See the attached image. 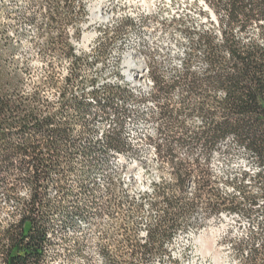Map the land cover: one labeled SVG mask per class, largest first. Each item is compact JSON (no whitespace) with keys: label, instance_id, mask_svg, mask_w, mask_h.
Segmentation results:
<instances>
[{"label":"trees","instance_id":"obj_1","mask_svg":"<svg viewBox=\"0 0 264 264\" xmlns=\"http://www.w3.org/2000/svg\"><path fill=\"white\" fill-rule=\"evenodd\" d=\"M30 2L44 12L39 17L35 12L22 15L18 22L42 20L33 39L43 61L39 68L18 57L17 31L10 32L6 24H0V190L7 199L14 197L11 191L20 186L29 190L25 197L17 198L18 207L6 221L0 222V264H49L45 257L57 221L67 224L76 216L88 218L89 213L106 215L118 236L97 243L102 264L164 261L169 257L166 244L182 231L177 221L194 210L193 201L183 195L185 177L193 170L173 161L177 150L190 149L185 136L191 137L194 148H202L204 155L230 140L245 151L255 167L239 170L221 188L215 184L213 190H229L230 186V190H242L238 191L242 195L240 202L233 194L218 199L213 215L223 212L219 207L226 204L234 209L242 202L254 205L257 198L243 190H259L264 203V0H203L214 17L212 26L195 33V43L181 71L174 72L178 79L167 89L182 87L184 111L201 118L205 125L200 131L175 130L168 125L158 130L164 139L156 146L157 156L161 162L173 164L176 183L172 187L159 185L155 195L160 201L153 207L160 215L146 226L142 237L137 234L135 218L149 198L146 192L132 195L127 190H104L100 196L81 190L87 207L77 204L70 211L50 200L47 190L57 189L66 201L71 195L66 178L95 167L92 156L101 150L86 137L92 132L88 122L96 116L94 108L105 120L123 111L114 108L111 101L99 102V88L92 87L91 102L85 97L83 78L89 66L76 54L65 31V26L73 25V38L79 40L84 7L74 15L69 13L74 0ZM197 54L203 68L193 67ZM53 89L58 92L57 105L50 100ZM179 113L166 109L159 116L171 122ZM113 135L105 136L104 150L119 153L124 144ZM196 184L197 190L209 187L203 179ZM86 247L84 240L73 241L69 259L82 256ZM85 261L93 264L90 257Z\"/></svg>","mask_w":264,"mask_h":264},{"label":"rangeland","instance_id":"obj_2","mask_svg":"<svg viewBox=\"0 0 264 264\" xmlns=\"http://www.w3.org/2000/svg\"><path fill=\"white\" fill-rule=\"evenodd\" d=\"M33 5L30 0H0V24H6L10 32L17 31L18 57L37 69L43 61L33 39L42 20L38 19L35 24L18 22L22 15L35 12L39 17L44 12ZM82 6L85 18L79 26V40L73 38L76 30L73 25L65 26V31L72 38L76 54L82 55L89 66L83 78L85 97L91 102L92 87L99 88V102L111 101L123 113L105 120L98 108H94L96 116L88 122L92 132L86 137L101 150L92 156L95 167L84 168L66 178V190L71 191L66 201L61 199L60 190L47 192L50 200L66 211L77 204L87 207V198L81 190L95 191L100 196L104 190H127L132 195L146 192L149 198L135 218L137 234L142 237L146 226L160 215L153 207L160 201L155 195L159 185L172 187L176 183L173 164L161 162L157 156L156 146L164 139L158 130L168 125L175 130L200 131L205 125L201 118L184 111L181 101L186 94L182 87L171 90L167 87L178 79L173 77L174 72L181 71L195 43V33L199 28H211L214 17L203 0H74L69 13L78 15ZM128 59L138 69L128 68ZM193 67H204L199 54ZM126 70L132 76H127ZM50 100L57 105L56 89L51 90ZM166 109L181 112L177 120L164 122L159 112ZM112 134L124 144L123 151L104 150L105 136ZM190 139L185 136L190 149L177 150L173 161L193 170L185 177L183 195L189 202L193 201L194 210L179 218L177 222L182 231L166 244L169 257L164 256V261L156 264H264V203L259 190H243L247 196L257 198L254 205L242 202L234 209L226 204L219 208L223 212L232 211L230 215L225 218L213 215L220 204L218 199L233 194L239 200L242 195L238 193L242 190H230V186L229 190H213L215 184L221 188L239 170H253L251 159L230 140L204 155L202 148H194ZM202 179L209 187L197 190L196 183ZM2 192L0 222L6 221L8 214L18 207L17 198L25 197L29 190L23 186L12 190L11 199ZM197 195L200 199L195 200ZM201 209L206 210L205 220ZM57 224L45 257L49 264H85L86 257L93 264H102L97 243L107 237H118L106 215L89 213L88 218L76 216L70 223L58 220ZM75 240L86 241L87 247L82 256L71 260L68 248Z\"/></svg>","mask_w":264,"mask_h":264},{"label":"bare ground","instance_id":"obj_3","mask_svg":"<svg viewBox=\"0 0 264 264\" xmlns=\"http://www.w3.org/2000/svg\"><path fill=\"white\" fill-rule=\"evenodd\" d=\"M126 64H127L128 68L138 69V68L134 67V66H136V65H135V62L132 61V60H129V59H128V60L126 61ZM128 70H129V69H128ZM128 70H126L125 72L127 73V76L130 77V75L132 76V74L129 73ZM230 213H231V212H221V213H219L217 216H219V217H224V218H225V217H227L228 215H230ZM214 217H216V216L214 215ZM179 232H181V231H179Z\"/></svg>","mask_w":264,"mask_h":264},{"label":"built area","instance_id":"obj_4","mask_svg":"<svg viewBox=\"0 0 264 264\" xmlns=\"http://www.w3.org/2000/svg\"><path fill=\"white\" fill-rule=\"evenodd\" d=\"M205 211H206V210L201 209V212L203 213L204 220H205V217H207V213H205ZM208 226H209V224H208Z\"/></svg>","mask_w":264,"mask_h":264}]
</instances>
